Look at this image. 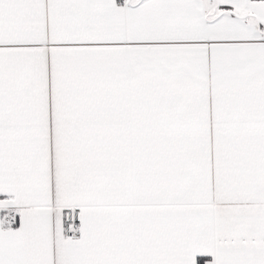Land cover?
Masks as SVG:
<instances>
[{"label":"snow or ice","instance_id":"obj_1","mask_svg":"<svg viewBox=\"0 0 264 264\" xmlns=\"http://www.w3.org/2000/svg\"><path fill=\"white\" fill-rule=\"evenodd\" d=\"M0 264H264V0H0Z\"/></svg>","mask_w":264,"mask_h":264}]
</instances>
